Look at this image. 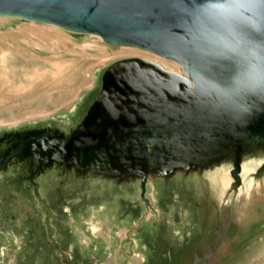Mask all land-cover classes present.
<instances>
[{
  "label": "rangeland",
  "instance_id": "1",
  "mask_svg": "<svg viewBox=\"0 0 264 264\" xmlns=\"http://www.w3.org/2000/svg\"><path fill=\"white\" fill-rule=\"evenodd\" d=\"M129 58L182 74L149 52L0 18V138L41 129L70 135L105 70ZM28 161L0 173V264H264V177L250 184L243 175L237 192L231 167L149 177L144 201L140 180L57 164L35 192L23 181Z\"/></svg>",
  "mask_w": 264,
  "mask_h": 264
},
{
  "label": "water",
  "instance_id": "2",
  "mask_svg": "<svg viewBox=\"0 0 264 264\" xmlns=\"http://www.w3.org/2000/svg\"><path fill=\"white\" fill-rule=\"evenodd\" d=\"M203 2L0 0V18L99 36L106 45L140 49L183 69L180 75L140 58L113 63L70 135L41 129L0 139L9 145L0 173L29 158L35 168L57 164L84 176L140 180L145 201L149 177L169 179L231 162L237 190L243 160L264 155V87L238 84L243 62L196 38ZM242 31L248 43L264 46V29ZM263 176L264 163L256 173Z\"/></svg>",
  "mask_w": 264,
  "mask_h": 264
},
{
  "label": "clouds",
  "instance_id": "3",
  "mask_svg": "<svg viewBox=\"0 0 264 264\" xmlns=\"http://www.w3.org/2000/svg\"><path fill=\"white\" fill-rule=\"evenodd\" d=\"M196 23V38L202 44L243 62L238 84L264 87V46L248 43L242 31L264 29V0H204Z\"/></svg>",
  "mask_w": 264,
  "mask_h": 264
},
{
  "label": "bare ground",
  "instance_id": "4",
  "mask_svg": "<svg viewBox=\"0 0 264 264\" xmlns=\"http://www.w3.org/2000/svg\"><path fill=\"white\" fill-rule=\"evenodd\" d=\"M50 26H53V25H50ZM53 27H56V26H53ZM57 28H60V27H57ZM96 37H98L99 39H101L103 41V39L101 37H99V36H96ZM125 48H129V47H125ZM132 49H136V48H132ZM138 50H140V49H138ZM129 59H132V58H129ZM140 59H143V58H140ZM145 60H147V59H145ZM179 66L182 69V66L181 65H179ZM170 72H172V71H170ZM178 74H180V73H178ZM182 74H183V69H182ZM182 74H180V75H182ZM12 161H15V160H12ZM263 163H264V155H262V154H260L259 156H247L243 160L242 165H241L242 166V169H241V172H240V177H241V181H242L241 186H244V183H245V181L242 179L243 175L246 176L249 179V183L250 184H252V183H255L256 184V182L259 179L256 177L257 170L255 169V166H260L261 167L263 165ZM230 167L233 169V165H232L231 162H229V163L228 162H223L220 166H217V167L213 168L212 170H215V169L218 168V169H225L227 171V168H230ZM232 169H231V171H232ZM207 171L210 172L211 169L210 170H207ZM231 171H230V175H231ZM231 177H232V175H231ZM232 179H233V182H234V178L233 177H232ZM260 181L262 182V178H261ZM237 191H238V189L236 190V192Z\"/></svg>",
  "mask_w": 264,
  "mask_h": 264
},
{
  "label": "flooded vegetation",
  "instance_id": "5",
  "mask_svg": "<svg viewBox=\"0 0 264 264\" xmlns=\"http://www.w3.org/2000/svg\"><path fill=\"white\" fill-rule=\"evenodd\" d=\"M15 135H18V134H15ZM19 135H21V134H19ZM0 139H2V138H0ZM18 141V140H17ZM7 144V142L6 141H3V142H1L0 143V162L2 161V155L4 154V152H6V150L7 149H2V147H3V144ZM8 145V144H7ZM28 160H30L29 158H24V160H17V161H15V162H13V163H17L16 165H18L19 164V162H20V164H22L23 162L22 161H28ZM12 165V164H11ZM11 165H9L8 166V169L11 167ZM28 169H29V173L27 174V176L24 178V182L26 181L27 183H28V186H30V187H33L34 188V190H35V192H38L39 190H41V184H40V182H39V179L41 178V177H43V175H45L46 173H47V171L49 170V169H51L50 167L51 166H42V167H40V168H35L34 167V164H33V161H32V159L30 160V162L28 161ZM63 168V167H62ZM8 169H7V171H8ZM6 171V172H7ZM3 172H5V171H3ZM2 173V172H1ZM39 182V183H38ZM6 201V200H5Z\"/></svg>",
  "mask_w": 264,
  "mask_h": 264
}]
</instances>
